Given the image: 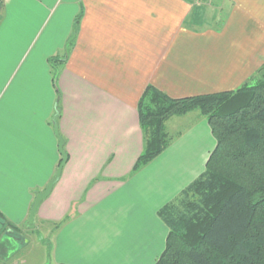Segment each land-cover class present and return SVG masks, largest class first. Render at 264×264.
<instances>
[{
	"label": "crops",
	"instance_id": "obj_1",
	"mask_svg": "<svg viewBox=\"0 0 264 264\" xmlns=\"http://www.w3.org/2000/svg\"><path fill=\"white\" fill-rule=\"evenodd\" d=\"M214 3L4 0L0 219L8 233L27 228L37 193L54 178L59 136L68 155L30 226L49 236L45 264H155L164 251L169 228L158 211L204 172L216 138L200 117L133 172L144 148L142 94L149 85L171 97L235 90L264 66V0ZM54 56L66 60L53 67Z\"/></svg>",
	"mask_w": 264,
	"mask_h": 264
},
{
	"label": "trees",
	"instance_id": "obj_2",
	"mask_svg": "<svg viewBox=\"0 0 264 264\" xmlns=\"http://www.w3.org/2000/svg\"><path fill=\"white\" fill-rule=\"evenodd\" d=\"M65 60L49 59L53 67ZM192 110L206 116L216 146L204 172L159 209L169 233L155 264H264V66L235 90L171 97L149 85L138 103L144 148L133 172L171 144L164 121Z\"/></svg>",
	"mask_w": 264,
	"mask_h": 264
},
{
	"label": "rangeland",
	"instance_id": "obj_3",
	"mask_svg": "<svg viewBox=\"0 0 264 264\" xmlns=\"http://www.w3.org/2000/svg\"><path fill=\"white\" fill-rule=\"evenodd\" d=\"M206 1L214 3L215 0ZM41 19L36 17L33 20L31 26L33 30H36L41 24ZM56 71L57 69H54V76L57 75ZM200 117L206 118L200 110H192L182 115H172L164 121V130L173 141L182 129ZM26 227L22 232L14 230L11 234L7 232L8 229L4 224L0 225V264H45L49 259L51 244L47 233L39 232V229L31 231L29 223Z\"/></svg>",
	"mask_w": 264,
	"mask_h": 264
},
{
	"label": "water",
	"instance_id": "obj_4",
	"mask_svg": "<svg viewBox=\"0 0 264 264\" xmlns=\"http://www.w3.org/2000/svg\"><path fill=\"white\" fill-rule=\"evenodd\" d=\"M59 139H60V151L62 152L63 159H62V161H61V163H60V165L56 171L54 178L49 182V184L47 185V187L43 191L38 192L36 195V199L34 201V204L32 206V209H31L30 215H29V219H28V223L30 224V226L35 225V215L38 211V208H39L41 202L51 194L55 184L57 183V181L60 178L62 168H63L64 164L66 163V161L68 160V155L64 149L65 140L61 136H59Z\"/></svg>",
	"mask_w": 264,
	"mask_h": 264
}]
</instances>
